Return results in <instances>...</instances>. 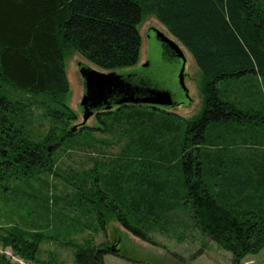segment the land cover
<instances>
[{
	"label": "trees",
	"instance_id": "trees-1",
	"mask_svg": "<svg viewBox=\"0 0 264 264\" xmlns=\"http://www.w3.org/2000/svg\"><path fill=\"white\" fill-rule=\"evenodd\" d=\"M148 16L194 57L202 112L185 118L163 107L121 105L98 110L95 125L75 131L68 56L79 53L104 70L132 68ZM36 107L49 122L46 132L35 125ZM76 151L92 165L64 166L63 156ZM50 178L62 180L63 194ZM0 202L29 225L0 229L1 244L25 260H36L56 232L100 231L93 220L105 228L117 219L156 244L151 233H172L179 211L237 261L259 253L264 0H0ZM24 208L37 217L26 220L17 213ZM85 243L75 245L76 261L105 264L109 250ZM0 264L16 263L0 251Z\"/></svg>",
	"mask_w": 264,
	"mask_h": 264
},
{
	"label": "rangeland",
	"instance_id": "rangeland-1",
	"mask_svg": "<svg viewBox=\"0 0 264 264\" xmlns=\"http://www.w3.org/2000/svg\"><path fill=\"white\" fill-rule=\"evenodd\" d=\"M153 27L168 33L167 28L154 16H148L140 24L139 30L142 35L141 58L139 63L132 67V72H135L138 76L135 82L145 81L158 87L170 89L175 95V100L179 103L176 106L165 108L170 112L177 113L185 118L199 115L204 107V96L202 92V73L194 57L185 47L187 62L184 82L188 88L187 96L180 82V70L177 62L163 54L164 50L161 44L153 35ZM147 58H149L150 63L148 66H144ZM80 62L104 70L79 53L70 54L66 60V70L70 81V92L66 97V101L78 114L77 119L71 122L73 129L76 126L75 131L84 125L80 102L85 87L83 77L79 71ZM125 70L118 69L117 71L123 72ZM34 112H37L38 118L35 121L36 127L41 128L42 132H46L49 122L38 115V112H43V108L36 107ZM96 112L88 119L86 125L93 126L97 123ZM87 157L88 155L83 152L77 153L76 151L70 157L64 155L61 162L64 163V166L72 165L76 168H82L85 165L90 167L92 163L88 162ZM50 181L53 185H56L58 193L63 194L65 192L60 178H50ZM33 210L32 208L28 211L27 208H24L21 211L18 210L17 213L22 214L26 220L31 222L37 217ZM178 213L180 215L177 220L178 225L172 233L168 234L161 230H154L151 233V237L154 238L156 244L141 239L128 231L117 219H111L108 220L105 228L101 227L98 220H93V224L100 228L98 232L88 228L84 231H76L73 233V237L60 234L59 239L56 232L54 236L56 240L52 237L42 242L36 260L20 258L19 255L14 254L11 246L4 247L1 242L0 251L9 256L16 264H79L75 257L77 250L75 245H86L85 240H89L97 248L106 247L109 249L116 242L115 249L120 251L117 254L115 252L105 253L103 256L105 264H264V248L259 253H249L237 261L232 251L224 248L216 240L203 234L193 226L188 215L184 214L183 211ZM23 221L21 217L12 214L9 205L0 202V229L12 224L29 228V225ZM58 225L61 226L59 223Z\"/></svg>",
	"mask_w": 264,
	"mask_h": 264
},
{
	"label": "water",
	"instance_id": "water-1",
	"mask_svg": "<svg viewBox=\"0 0 264 264\" xmlns=\"http://www.w3.org/2000/svg\"><path fill=\"white\" fill-rule=\"evenodd\" d=\"M152 32L162 48L167 46L180 59L181 65L177 64L180 70V82L188 96V88L184 82L187 62L184 47L177 38L159 28L153 27ZM148 63H150L149 58L144 63V66H148ZM79 71L83 77L85 87L84 95L80 102V111L83 115L84 124L96 111L102 108L110 110L116 106L128 104H147L160 108H169L179 104L170 89L158 87L145 81L137 83L135 82L136 77L131 79L130 74L125 71L99 70L82 62L79 63ZM74 129H76V126ZM111 251L116 252L113 248H111Z\"/></svg>",
	"mask_w": 264,
	"mask_h": 264
},
{
	"label": "flooded vegetation",
	"instance_id": "flooded-vegetation-1",
	"mask_svg": "<svg viewBox=\"0 0 264 264\" xmlns=\"http://www.w3.org/2000/svg\"><path fill=\"white\" fill-rule=\"evenodd\" d=\"M163 49H164V52H163V53H164L167 57L171 58V60H173V61H176L177 64H178L179 66L181 65L180 59L177 58L176 55H175L170 49H168L167 46H164ZM147 60H148V59H147ZM148 64H149V63H148ZM126 73H127V74H130L131 79L134 78V77H136V79L138 78V76L136 75V73H135V72H132V69L127 70ZM141 82H144V81H141ZM115 245H116V242L113 244V247H114V248H115ZM111 247H112V246H111Z\"/></svg>",
	"mask_w": 264,
	"mask_h": 264
}]
</instances>
